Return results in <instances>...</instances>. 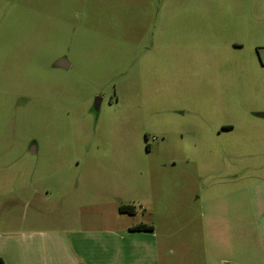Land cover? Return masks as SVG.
<instances>
[{"label":"rangeland","instance_id":"374dc122","mask_svg":"<svg viewBox=\"0 0 264 264\" xmlns=\"http://www.w3.org/2000/svg\"><path fill=\"white\" fill-rule=\"evenodd\" d=\"M262 111L264 0H0V162L20 163L4 171L6 234L32 243L80 208L87 264H206L225 145L245 141L239 175L264 176ZM140 223L155 234L128 232ZM250 232L239 259L257 264Z\"/></svg>","mask_w":264,"mask_h":264},{"label":"crops","instance_id":"0c3cea01","mask_svg":"<svg viewBox=\"0 0 264 264\" xmlns=\"http://www.w3.org/2000/svg\"><path fill=\"white\" fill-rule=\"evenodd\" d=\"M200 60L199 63H201ZM194 62L198 63L194 59L186 58L184 61L181 59L179 64L189 66L194 64ZM259 113L261 112H258L256 116L264 119ZM234 142V145H225L224 147L226 149V146H228L226 155L232 156V159L235 160L232 161L234 164L230 165L231 169L229 168L230 179H224L216 183L227 185L208 189L209 197L204 204L202 230L205 232V251L209 253L206 264H226L227 262L245 264L239 259V246H243L240 242V234H243L246 229H251L250 233L254 237L250 248L253 246L255 253H258L256 254L259 258L257 264H264V176L258 177L252 174L243 178L239 175V166H243V164H238V157L241 153H246L241 148L242 146L245 148V141L239 142L235 140ZM263 146L264 143L259 142L256 145V150ZM213 151H221V147ZM260 154H256L257 158L262 157L264 152ZM243 161L240 160V162ZM0 163H8L10 165L8 166L7 164L5 166L9 167L7 169H4V164L0 165V264L1 260L3 264H87L84 253L80 252L82 247L81 240H85V237L80 236L78 229L75 227L80 221V208H73L74 216L69 223H65V218L62 217L60 224L47 225L51 229L50 232H45V229L41 233L32 231V243L21 240L19 235L5 233L3 228V187L6 179L13 174L11 169L13 170L15 165L18 166L20 163H16V161H12L11 164L10 162L2 161ZM5 170L10 176L5 177ZM83 179L90 181L87 176H84ZM92 183L90 181L91 185ZM65 189L67 190V188ZM74 190L75 193H79L81 192V187L77 186ZM240 196L249 198L250 208L242 209ZM239 214L243 215V218L245 215L246 218L251 216L252 224L250 226H246L244 223V225L239 224L237 219ZM61 216H63L62 213ZM133 226H129L128 232L155 234L154 227L152 230H133ZM40 236H44L45 239H39L38 237ZM140 245L145 248H155V245L149 243V241H141ZM229 250L230 254L227 257L226 255L221 257L222 251ZM260 258L263 261L260 262ZM88 261L90 262L89 264H94L92 258H89Z\"/></svg>","mask_w":264,"mask_h":264},{"label":"trees","instance_id":"16d2710c","mask_svg":"<svg viewBox=\"0 0 264 264\" xmlns=\"http://www.w3.org/2000/svg\"><path fill=\"white\" fill-rule=\"evenodd\" d=\"M223 129H230L232 128V126H223ZM146 139H148V136L146 135ZM120 212H129L131 214H133L135 212V206L133 205H121L119 207ZM133 230H152L153 226L152 225H148V224H144V223H140L137 224L135 226L132 227ZM1 264H3V261L1 260Z\"/></svg>","mask_w":264,"mask_h":264},{"label":"water","instance_id":"95a60500","mask_svg":"<svg viewBox=\"0 0 264 264\" xmlns=\"http://www.w3.org/2000/svg\"><path fill=\"white\" fill-rule=\"evenodd\" d=\"M55 65L57 67L68 68L70 63L65 58H60L57 60ZM94 109H95V111L98 112V110H99V104L98 103L95 104ZM259 114L264 117V112H261Z\"/></svg>","mask_w":264,"mask_h":264}]
</instances>
